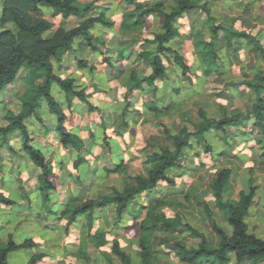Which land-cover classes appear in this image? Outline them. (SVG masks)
Masks as SVG:
<instances>
[{
    "label": "trees",
    "instance_id": "obj_1",
    "mask_svg": "<svg viewBox=\"0 0 264 264\" xmlns=\"http://www.w3.org/2000/svg\"><path fill=\"white\" fill-rule=\"evenodd\" d=\"M98 0L81 2L80 0H2L0 4V92L13 84L19 77L25 84L24 91L19 94L20 109L4 106L5 123L0 124V147L10 145L9 140L13 135H19L23 140V147L34 164L40 168L39 179L43 193L44 205L50 209V190L53 189V169L47 162L45 154L31 143V134L26 125V119L37 115L43 100H46L49 109L57 115L56 130L59 133L62 144L81 149L84 146L83 139L72 132L67 125L68 115L61 108L52 86L58 83L71 99L72 95L79 97L90 104V110L95 106L88 100L85 89H77L73 78H61L55 72L54 60H59L69 50L74 48L75 37L82 36L83 47L94 50L103 48V38L92 33V27L96 23L111 24L107 18L110 9L108 3L99 4ZM133 8L122 12L120 27L125 30H138L146 24L145 16L151 12H157L163 19L165 31L155 34L153 39H146L147 43L156 45L154 49L140 52L141 57L148 61L152 67L149 75H141L139 70L131 73L132 84L129 93H133L144 82H154L156 79H164L167 76V67L164 57L169 58L168 52L174 53L176 63L183 70V74L192 81V66L188 63L187 56L179 50L173 49L169 42L179 34L175 21L184 14L201 10L204 13V23L211 31V39H204L201 32L194 30L192 38L194 48L202 62L205 75H218L221 72L222 55L218 50V40L223 37L227 44H233L235 39H246L252 43L253 48L264 56V45L259 37L246 30L234 27L235 19L219 22L212 14L209 6L210 0H175L171 11L166 10L163 3L145 5L139 0H125ZM44 6L52 8L53 15L61 14L64 20L72 16L80 19L76 25L66 27L58 26L52 35L46 36V32L54 28L55 24L46 17ZM221 62V64H220ZM87 62L81 63L85 66ZM94 67L93 65L91 66ZM233 86H246L256 93V98L251 108L241 110L234 108L231 113L228 107L220 104L218 116L210 117L207 110L199 109L198 122L193 128L183 125L180 131L172 134L167 126H163L166 134L171 138L174 148L161 147L147 155L146 161L150 163L147 174L130 173L128 165L122 161L115 168L109 169V173L123 174L126 179L122 189L114 187L109 193L99 197L88 198L81 203L71 202L62 210L60 218H67L68 225L85 217L86 233L82 235L77 251V257L90 262L93 260L91 246L100 248L108 242L107 230L104 227L94 228L95 209L105 208L110 204H116V212L121 218L137 197L147 191L155 189L161 181L176 184L169 172L182 164L188 148L194 143L200 145L205 151H210L212 145L208 142V133H219L224 143L230 145L236 133L230 130L238 129L239 134H246V128L256 129L264 137V68L258 71L254 77L231 82ZM158 113L160 110L154 108ZM264 158V151L261 155ZM81 160L76 162L77 165ZM233 168L225 166L210 181V190L214 200L213 204L224 210L231 229L219 223L215 210L211 203L196 197L202 204L210 227L218 236L216 245L211 246L205 232L194 227L181 214L174 217L166 215L160 210L165 202L157 200L150 202L146 207L144 217L138 222L139 246L141 264H154L152 242L150 236L153 230L188 231L190 235L199 239L197 246L189 245L182 239L171 241L164 237L166 245L176 249L179 260L185 264H228L234 257L240 264L249 260L251 264L264 262V237L250 230L247 215L257 195V186H251L249 190L240 188L238 197L232 196L236 190L233 181ZM235 189V190H234ZM192 191H188L186 199L191 200ZM0 202L11 204L12 200L0 194ZM29 240L21 245L31 244ZM21 245L9 239L5 245L0 243V264H10L8 253ZM112 252L117 255L122 264H134L132 255L124 250L119 239H114ZM44 253L34 255L27 264H40L44 259Z\"/></svg>",
    "mask_w": 264,
    "mask_h": 264
},
{
    "label": "crops",
    "instance_id": "obj_2",
    "mask_svg": "<svg viewBox=\"0 0 264 264\" xmlns=\"http://www.w3.org/2000/svg\"><path fill=\"white\" fill-rule=\"evenodd\" d=\"M139 2L145 5L163 3L167 11H171L172 6L176 4V1L168 0H139ZM219 2H225L227 5L229 0H210L209 6L212 14L218 18V21L220 19L221 21L219 22H224L231 14L226 12L215 13L212 4L216 3L219 5ZM248 2H251L250 5H253L256 0H246L244 7ZM98 3L101 4V2ZM108 4L110 9L107 11V18L112 23H96L92 27V33L103 38V48L94 50L87 46L83 47L81 45L83 37L78 36L74 39V48L67 51L61 59L54 60L56 74L64 79L73 78L76 88H84L88 94V100L95 106V109L90 110V104L88 102L74 95H72L70 99L58 83H54L52 86V93L55 95L61 108L68 115V127L72 132L78 134L83 139L84 146L81 149H76L72 146H65L62 144L59 133L56 130L57 115L50 111L46 100L42 101L38 114L28 117L25 121L31 134V143L42 150L47 162L50 163L53 169L51 179L55 187L49 192L51 197L49 202L50 209H47L44 205L41 182L39 179L41 170L34 164L28 153L24 150L22 138L16 135L14 139L10 138V145H3L0 147V153L4 158L5 165V168L0 171V194L13 202L11 204L0 202V243L5 245L10 238L18 245L29 240L32 242L31 244L21 245L11 250L8 253V261L10 264H27L30 259L38 253H44L45 255L40 264H45L48 260H50L48 262L52 264H73L74 261L66 262V259L68 257H73V255L77 256L73 251L77 250L80 243L82 237L80 232L85 225V217L80 216L76 221L68 225L67 218H60L62 210L71 202H76L78 204L88 199V197L83 198V190L87 188V182L90 185L96 177L104 172H107L109 175L113 174L109 173L108 170L115 168L122 161L129 167L132 159L138 158L129 147L130 144L127 145L125 143L126 137L128 139L131 138L138 124L147 121L151 122L150 119L152 117L154 118L156 115L167 116L173 114L175 111L179 113L184 112L183 107L185 100L182 96L187 94L181 92L179 83L182 81V78L188 79V76L183 74L182 68L176 63L173 52H168L169 58L164 57V62L167 67V76L164 79H156L154 82L146 81L138 89H135L133 93H129L132 84L131 73L133 71L139 70L141 75H149L152 72V67L148 64L147 60L141 57L140 52L148 49L155 50L156 45L147 43L146 39H153L155 34L165 31L161 15L157 12H151L145 16L146 24L140 29L122 30L120 27L122 12L134 6L127 4L125 0H110ZM250 5L245 9L243 19H241V16H237L238 19L236 17L233 18L235 19L234 27L236 29L252 32L260 25L257 19L258 16L254 14V11L252 12L248 9ZM44 10L46 17L47 13H49L48 15L53 17L59 15L62 18L61 14L53 15L51 7L44 6ZM193 14L200 20L196 21V23L192 22V24L189 25L188 32H185L186 30H183L181 19L189 18V20L192 21L190 17ZM203 18L204 13L201 10L186 13L178 18L175 21V25L179 30V34L169 42V45L187 56L188 54L183 51L181 39H191L193 31L198 28L201 23L205 24ZM64 21H66L67 25L72 27L80 22V19L76 16H72ZM239 23H242L241 28L237 26ZM206 39L209 40L208 38ZM225 40L224 37L220 40L224 41V45L219 49L221 55L222 52L224 55L222 56V64L220 62L221 72L218 75H229L230 77L237 75L238 77L239 73L243 70H240L239 65L245 60V58L242 60L238 47L242 45V48L252 50L254 49L253 45L249 41L247 42L246 39H235L233 44H227ZM193 49V53H195L196 56V58L194 57V61H191L189 56H187L188 63L193 68L192 73H195V65L197 64V67L201 68V74L205 78L213 76L204 74L201 59L197 55L194 47ZM230 49L232 54L238 56V58L241 57L240 61L242 62L233 60ZM84 61L87 62V64L82 66L81 63H84ZM259 64L260 66L255 73H250L248 78L254 77L258 71L263 69L262 66L264 65V61L261 60ZM92 65L94 66L93 68L91 67ZM236 71L239 72L235 73ZM173 73L180 77L176 78L173 76ZM243 77L244 76L240 79L243 80ZM240 79H238V81H240ZM188 81L190 82L189 79ZM237 89L241 92L242 90H248V87L240 86ZM250 91L254 93V99L251 101V105L248 108H251L256 98V93L252 90ZM192 93H189V95ZM2 106H4V103H2ZM42 108H44V111L41 110ZM154 108H158L160 112L158 113ZM229 112L232 111L230 110ZM208 115L210 117L214 116L210 113ZM34 119H38L35 126L37 130L36 128L34 129L33 126ZM159 125L162 127L167 126L163 122H160ZM182 126L183 125L180 126L178 131H172L168 126L167 127L171 130L172 134H176L180 131ZM230 131L231 133H236L235 136L239 135L237 138L239 146H249L251 151L256 148L257 154L259 152L257 147L261 144L264 151V137L258 130L248 129L247 127L246 134H239L238 129ZM51 133H53L54 136ZM217 136L219 137L220 134L215 132L208 133L209 144H211L212 139L217 138ZM230 138L232 139V136ZM218 141L220 154L226 155L235 151L232 149L233 145H231V143L230 145L224 143L221 136ZM253 141L254 147L250 146V143ZM148 143L149 142L146 143V146ZM171 144L172 145L169 147L173 149L174 145L172 141ZM197 145L198 144L194 143L192 147L187 149L185 158L189 150L197 147ZM146 146L140 149L141 152L139 154V157L144 161H146L147 155L151 152L160 150L161 147H166H154L150 152H145L144 155L143 153ZM201 148L204 149L203 147ZM197 153L199 154V152ZM238 155L243 160L249 158L247 153ZM78 160H81L79 165L76 164ZM259 161L264 163V158L261 156ZM70 163L73 165L76 172L68 170V165ZM182 166L183 161L179 167ZM228 166L233 168L231 165ZM57 168H59L61 172L63 170H66L65 172L68 171L67 182H72L73 185H68L66 189H60L58 187L56 178H60L63 184L65 177H63L61 172L58 176ZM114 174L123 175L119 173ZM64 193L66 195H64ZM145 193L139 195L124 213H128L130 217L134 219H138L142 214L145 215V206L150 202H155L146 197L147 202L145 203ZM107 209L114 210L116 215L114 222L117 221L118 223L120 218L116 212V204H110L105 208L97 207L94 212L95 230L99 227L106 228L104 219L100 218V214ZM137 211H140V214L136 215ZM143 217L144 216L140 217L139 221ZM138 222H136L135 225L139 231ZM95 230H92V232ZM109 235L110 232L108 231V241L110 240ZM137 238H139V233L137 234ZM114 239L120 240L119 237H116L113 238L112 241H114ZM16 252L19 254H15L13 259H10V254ZM76 261L78 262L77 259ZM76 261L75 263H77Z\"/></svg>",
    "mask_w": 264,
    "mask_h": 264
},
{
    "label": "rangeland",
    "instance_id": "obj_3",
    "mask_svg": "<svg viewBox=\"0 0 264 264\" xmlns=\"http://www.w3.org/2000/svg\"><path fill=\"white\" fill-rule=\"evenodd\" d=\"M90 1L92 0H81V2ZM108 1L110 0H99L98 2H101V4H106L108 3ZM1 2L2 0H0V4ZM245 3L246 0H229V3L227 5L225 4V2H219V5L213 3L212 7L214 8L215 13H230L231 15L225 20L228 24H230V20H232L234 17H236L237 19V16H241V19L244 18L243 13L245 12L247 6L251 4V2H248L244 7ZM248 9L252 12L254 11V14L258 16L257 19L259 20L260 25H258V27L255 28L252 32L259 37L260 41L264 45V0H256L255 4L250 5ZM48 14L49 13H47V17L51 19L52 22H54L55 26L53 29L45 33L46 36L52 35L56 28L62 24H64L66 27H71L67 25L66 21H64V19H62L59 15L53 17ZM190 19L192 21H190L189 18L181 19L183 30H186L185 32H188L189 25L192 24V22L196 23V21L200 20L197 16H195V14H193ZM219 21L221 20L219 19ZM241 25L242 23L237 24V26L240 28L242 27ZM196 30L201 32V35L204 39H211V31L208 30V27L205 24L201 23L199 27L196 28ZM181 42L183 51L188 54L187 56H189V59L191 61H194V57L196 58V56L195 53H193L194 40L192 36L191 39L182 38ZM222 45H224V41L218 40V50ZM242 47L243 46L240 45L238 49L240 51L242 60L243 58H245V60L242 64L240 63L239 65L240 70H243L241 71V73H239L238 77L237 75H234V77H230L229 75H213L209 78H205L201 74V68L197 67L196 64L195 73L191 72L192 81L189 82L187 78H182V81L179 83V89L181 90V92L187 94L182 96V98H184L185 100L183 107L184 112L179 113L175 111L173 112V114H169L167 116L153 115L154 118L152 117L150 119L151 122L147 121L138 124L131 138L128 139L126 137L125 143L127 145L130 144L129 147L134 152V154L138 156V158L132 159V161L130 162V173L134 174L138 172L141 174H147L150 163L144 161L141 157H139V154L141 152L140 149L146 146L147 142L149 143L144 149V155L145 152H150L154 147L172 145V140L165 133L164 128L159 125L160 122L166 124L172 131H178L181 125H188L189 127L193 128V124L200 120L199 109H205L207 110L208 114L210 113L211 115L218 116L220 112V104L227 106L229 111H232V109L234 108L245 110L251 105V101L254 99V93H252L249 89L239 92V89H237L238 87H234L230 82L234 80L238 81V79L242 78V76H244L243 79H246L249 77L250 73H255L257 68L260 66L259 62L261 60L264 61V56H262L261 53L255 49L250 50L248 48ZM223 55L224 53L222 52V56ZM231 56L233 60L242 62L240 61L241 57L238 58V56H235L232 53ZM262 67L264 68V65ZM238 72L239 71H236L235 73ZM173 76H175L176 78L180 77L177 74H174ZM24 89L25 84L19 77L13 84L9 85L6 89L0 92V124L5 123V119L3 118L5 109L4 106H8L15 111H18L20 109L19 94H21ZM189 93L192 94L189 95ZM2 103H4V106H2ZM41 110L44 111V108H42ZM37 121L38 119H34V129L36 128L35 126ZM51 134L53 135V133ZM14 136L16 135L11 136L10 138L14 139ZM238 137L239 135L231 139V145H233L232 149H234L235 151L230 152L226 155H222L219 152L220 149L218 145V139H220V136H217L218 139H212V149L210 151H205L199 145H197V147L193 149H190L187 153V157L183 160V166L174 168L169 172L170 176H172L176 180V184L172 185L168 182H160L155 189L145 193L144 202H147L146 197H148L151 201H164L165 205L160 210L165 212L166 215L170 217H174L177 214L183 215V217L194 227L205 232L209 239L210 245L214 246L218 242V236L210 227L204 208L202 204H200L196 200V197H200L203 200L209 201L211 203V206L215 210L216 217L219 223L231 229L224 210L213 204L214 197L212 191L210 190V181L212 180V178L218 173L221 168L231 165L234 168L233 181L237 184L236 190L234 189L235 191L232 196L238 197V191L240 188H244L247 190H249L251 186H257L258 188L257 195L253 202L250 214L247 217V222L249 223L251 231L255 232L261 237H264V163L259 161V159L261 158L260 154L263 151V147L261 144H259L257 147V150L259 152L256 154V148L255 150L251 151L249 146H239V143L237 141ZM250 146H255L254 141L250 143ZM197 152H199V154ZM245 153L249 155V158L243 160L241 157H239L238 154L241 155ZM4 168V158L0 153V171ZM68 170L76 172L71 163L68 165ZM63 171L61 172L59 168H57L58 176L61 172V174H63V177H65V181L63 182V184L60 181V178H56V184L60 189H66L68 185H73L72 182H67L68 171ZM125 179L126 177H124L123 175L120 176L114 173L109 175L107 172H104L100 176L96 177V179L93 180L90 185L87 182L86 189L83 186V198L99 197L104 193L111 192L114 187L122 189ZM190 190L192 191L193 196L189 201L186 199V194ZM65 193L64 195L67 194ZM139 212L140 211H137L136 215L140 214ZM115 216V212L112 209H107L100 214V218L104 219L107 231L110 232V240L103 247H90L93 253L92 261L86 262L73 255V257H68L66 259V262L74 261L73 264H122L120 258L111 250L113 238L119 237L122 248L132 255L134 264H141V249L139 246V240L137 238V234L139 233V231L137 230L135 224L139 221L140 217L144 216V214H142L138 219H134L130 217L128 213H124L123 216L119 219L118 223L117 221L114 222ZM95 228L96 226L93 230H95ZM85 233L86 228L84 225V227L81 229L80 235H84ZM164 237L169 238L172 242L176 239H182L192 246H197L199 243V239L190 235L188 231H166L163 229H155L152 231L150 236V240L152 242L151 250L153 252L154 264H185L181 262L177 257L176 249L164 243ZM76 251H73V253L75 254ZM15 254L19 253L16 252L14 254H10V259H13ZM76 259L78 260V262L76 261ZM48 261H46L45 264H52ZM75 261L77 263H75ZM228 264L240 263H238L233 257ZM242 264L251 263L249 260H247ZM260 264H264V262H261Z\"/></svg>",
    "mask_w": 264,
    "mask_h": 264
}]
</instances>
